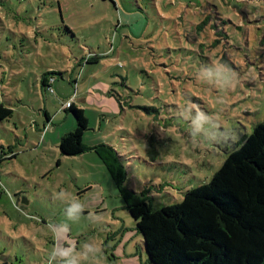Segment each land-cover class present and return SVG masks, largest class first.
Wrapping results in <instances>:
<instances>
[{"label": "rangeland", "instance_id": "1", "mask_svg": "<svg viewBox=\"0 0 264 264\" xmlns=\"http://www.w3.org/2000/svg\"><path fill=\"white\" fill-rule=\"evenodd\" d=\"M69 100L126 188L180 202L264 121V0H0V264H148L95 152L61 154Z\"/></svg>", "mask_w": 264, "mask_h": 264}, {"label": "trees", "instance_id": "2", "mask_svg": "<svg viewBox=\"0 0 264 264\" xmlns=\"http://www.w3.org/2000/svg\"><path fill=\"white\" fill-rule=\"evenodd\" d=\"M96 61L89 56L86 63ZM43 85L53 91L50 81L44 79ZM67 104L63 110L72 113L76 128L63 137L61 154L95 152L136 222L148 264H264V121L241 139L209 182L185 192L180 202L154 210L125 187L127 171L114 146H86L85 111L71 100ZM11 115L12 109L0 103V121ZM152 140L146 146L151 160L157 156Z\"/></svg>", "mask_w": 264, "mask_h": 264}, {"label": "clouds", "instance_id": "3", "mask_svg": "<svg viewBox=\"0 0 264 264\" xmlns=\"http://www.w3.org/2000/svg\"><path fill=\"white\" fill-rule=\"evenodd\" d=\"M79 209V206H77V210Z\"/></svg>", "mask_w": 264, "mask_h": 264}]
</instances>
